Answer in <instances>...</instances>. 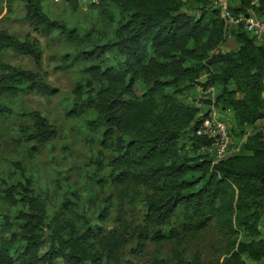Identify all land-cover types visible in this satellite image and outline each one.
Wrapping results in <instances>:
<instances>
[{
    "label": "trees",
    "instance_id": "1",
    "mask_svg": "<svg viewBox=\"0 0 264 264\" xmlns=\"http://www.w3.org/2000/svg\"><path fill=\"white\" fill-rule=\"evenodd\" d=\"M12 2L13 0H7ZM24 4L23 17L39 25L43 30H57L71 37L75 29L63 19L52 18L43 9L42 0H19ZM205 6L217 18L215 28L205 32L204 10L199 14L181 9L179 0H128L136 9L124 14L120 24L122 34L110 43L96 44L90 49L78 50L86 59L104 60L107 52L121 56L116 64L101 68L95 66L93 76L99 80L96 87L93 78L77 84L73 91L71 111L83 104L93 105L97 112L89 121L92 127L103 126L102 144L114 151L110 160V176L117 182L143 185L151 191L146 194L147 203L143 222L136 228V251H143L148 240L164 238L161 226L170 217L178 199L191 203L203 212L198 226L214 218L216 224L229 234L240 228L256 233L261 211L264 210V135L261 130L248 134L240 152L216 163L200 154L191 156L178 149L180 134L191 125L198 108L183 101L177 92L188 89L196 82L201 66H189L188 58L198 60L199 50L206 52L220 41L222 20L210 0H195ZM257 10L263 5L260 0ZM250 4V0H241ZM204 27V28H203ZM237 34L236 49L212 52L207 63H221L216 74H209V81L233 83L234 88L225 96L241 122L253 124L264 116V48L253 43L244 32ZM11 48L29 55L36 66L25 68L0 58V94L36 90L45 96L57 93V87L48 82L42 70V48L35 37L23 38L0 28V53ZM187 80L172 91L165 87ZM142 83L145 92L138 94L136 85ZM241 94L235 96V92ZM84 95H86L84 97ZM12 108L0 103V113ZM32 125L20 126L24 136L37 144L44 143L57 134V127L40 110L29 111ZM195 139V137H192ZM198 139V138H197ZM195 139V140H197ZM194 149L196 142H193ZM193 160H195L193 162ZM14 164L22 178L3 188L4 196L11 202H21L25 209L18 210L23 222L19 232L0 234V264H104L102 256L90 246L88 237L95 235L90 229L68 236L60 232L50 235L43 245L41 227L46 217L44 199L34 193L32 180L21 162ZM214 168L206 188L189 192L190 181L184 177L189 170L203 172ZM109 214L107 205L101 208L100 218ZM105 248V264H121L120 249L127 239L114 233L102 234ZM22 250L16 253L17 244ZM231 242L222 264H244L242 251L252 259L264 256V242ZM187 264H200L198 257Z\"/></svg>",
    "mask_w": 264,
    "mask_h": 264
},
{
    "label": "rangeland",
    "instance_id": "2",
    "mask_svg": "<svg viewBox=\"0 0 264 264\" xmlns=\"http://www.w3.org/2000/svg\"><path fill=\"white\" fill-rule=\"evenodd\" d=\"M179 1L181 9L195 14L204 10V33L216 27L217 18L201 3L195 0ZM42 5L50 17L63 19L73 26L74 34L66 37L57 30H43L24 19L22 1L13 0L10 3L0 0V28H7L21 38L26 34L37 38L42 48L41 73L57 87V93L52 96H45L36 90L0 94V103L12 108L9 113H0V234L19 232L23 222L18 210H24L25 206L19 201L6 199L3 191L5 186L22 178L20 169L14 164L19 161L32 180L34 193L39 194L45 202L46 217L41 227L43 247L49 243L53 232H60L67 238L90 229L95 235L88 237V242L102 256L104 264L105 248L100 236L108 233L122 234L127 239L118 255L121 264H187L196 257L200 264H222L233 240L236 246L238 242H264V210L261 211L256 233L240 228L232 235L221 229L214 218L198 226L203 212L193 208L191 203L178 199L170 217L161 226L164 238L148 240L143 251L134 249L136 228L143 222L146 212L145 196L151 190L143 185L117 182L111 178L110 160L114 151L102 144L104 127L89 124L96 115V108L88 104H83L76 112L71 108L74 87L84 84L83 88L86 89L85 79L88 77L93 78V84L97 87L99 80L93 76L95 66L104 68L116 64V60L121 58L116 52L109 51L104 60L86 59L77 54L78 50L116 40L122 34L120 21L123 15L133 12L136 6L128 0H42ZM223 31L217 45L206 52L199 50L201 57L198 60H186V65L201 66L197 81L191 87L202 85V82L210 80L209 74L219 72L221 63H207L212 52L237 48L239 32L234 31L233 36L228 37ZM0 58L25 68H36L29 55L17 53L11 48L0 53ZM185 83L187 80L171 83L165 90L172 91ZM211 83L216 84L214 97L217 112L223 114L232 126L237 142L242 140L245 133L261 130L264 135V116L253 124L241 122L235 117L234 110L225 99L229 90L235 87L233 83L213 80L208 84ZM136 91L143 94L145 86L138 83ZM240 94L239 91L235 92V96ZM262 94L264 97V89ZM176 95L194 105L193 98L189 97V89H183ZM206 102L203 100V103ZM204 106L198 107L199 110L204 112ZM33 109L40 110L58 129L56 136L44 143H35L20 130L22 125H32L29 111ZM184 149L185 153L196 155L193 143L185 141ZM212 172L217 173L210 167L205 172L201 169L187 171L184 177L191 183L189 192L204 190ZM105 205L109 207V214L106 218H100L101 208ZM22 242L20 239L16 253L22 250ZM241 255L244 264H264V256L256 260L250 258L247 251H242ZM56 263L61 264L62 261L57 259Z\"/></svg>",
    "mask_w": 264,
    "mask_h": 264
},
{
    "label": "built area",
    "instance_id": "3",
    "mask_svg": "<svg viewBox=\"0 0 264 264\" xmlns=\"http://www.w3.org/2000/svg\"><path fill=\"white\" fill-rule=\"evenodd\" d=\"M210 2L211 7L217 10L222 20V29L228 37L233 36L234 31H244L253 43L264 45V0L260 11L257 10V7L261 6L260 0H250L248 5L234 0H210ZM196 87L197 91H190L192 96L189 97L193 98L194 106L197 108L206 105L205 111L202 112L198 108L195 119L178 138V149L184 151L185 141L186 143L195 141V154H200L213 164L240 152L242 142L248 134L245 133L242 140L237 142L232 126L228 124L223 114L217 112L214 97L216 84H202ZM203 100L207 102L203 103Z\"/></svg>",
    "mask_w": 264,
    "mask_h": 264
},
{
    "label": "crops",
    "instance_id": "4",
    "mask_svg": "<svg viewBox=\"0 0 264 264\" xmlns=\"http://www.w3.org/2000/svg\"><path fill=\"white\" fill-rule=\"evenodd\" d=\"M237 44H238V42H237ZM190 91L192 90V91H197V87H196V85H194L193 87H189L188 88ZM258 120V119H257Z\"/></svg>",
    "mask_w": 264,
    "mask_h": 264
}]
</instances>
